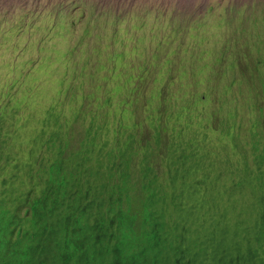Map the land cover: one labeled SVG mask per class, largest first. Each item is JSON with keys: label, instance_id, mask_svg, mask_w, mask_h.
I'll return each mask as SVG.
<instances>
[{"label": "rangeland", "instance_id": "obj_1", "mask_svg": "<svg viewBox=\"0 0 264 264\" xmlns=\"http://www.w3.org/2000/svg\"><path fill=\"white\" fill-rule=\"evenodd\" d=\"M89 1L95 2L100 10L84 5L83 0H0V101H5L8 94L19 98L31 93L28 105H20L18 115L27 125V137L22 144L26 149L25 161L30 150L37 154L38 148L44 146L43 137L34 136L43 127L60 133L50 145L52 150L69 145L70 139L79 149L65 163L59 160L55 151L47 153V165L35 168L39 173L40 192L54 185L62 175L73 181L74 167L79 166L78 184L92 187L95 200L108 199L112 187L117 185L126 195L123 202L126 209L151 207L161 215V231L168 232L172 224H180L173 210L183 197L199 194V199L204 198L206 202L200 210L208 212L211 200L207 195L211 196L210 192L216 187L234 193L230 199L222 197L221 203L225 208L235 206L238 213L233 217L244 221L241 206L250 209L258 199L264 203V67L250 69L248 65L244 68L233 63L237 78L249 88L243 84V90L231 91L233 75L219 76L208 84L216 92L212 93L206 88L195 89L185 82L184 79L192 75L183 66L172 67L171 64V70L162 72L150 62L169 59L166 54L170 51L184 53V45H196L191 35L232 33V28L247 26L244 25L247 22L264 24V15L240 23L241 18L206 20L202 14L214 0ZM225 1L232 3L233 13L257 11L264 6V0ZM159 5L163 16L157 23L155 14L149 25H137L138 20L132 18L122 24L120 20L110 22L101 10L114 8L115 13L136 10L140 14L155 10ZM223 20L235 25H222ZM190 22L200 25H189ZM215 40L210 38L211 42ZM180 58L176 63L182 61ZM212 76L211 72L206 81ZM154 87L159 91L152 93L154 97H139L141 92L153 91ZM216 95L224 104L237 97L245 99L236 101L229 110L216 111L212 120L200 119L205 128L203 139L192 135L197 142L188 140L191 135L188 131L173 136L175 124L190 122L191 114L202 102L211 106ZM185 96L191 102L186 107L183 105ZM141 103H145V107L138 109L135 117L125 119L124 109L135 110ZM167 103L166 117L160 121L169 125V130L159 132L157 118L164 112L158 108ZM176 111L182 116L178 117ZM223 119H232L230 128H235L237 134L228 127L223 131L220 129ZM115 122L131 127L141 124L144 133L132 143L122 124L114 129ZM201 124L197 123V126ZM216 124L219 132L215 130ZM113 136L117 139H112L111 147L109 137ZM111 150L121 152L128 161L131 155L137 156L147 177L139 182V169L132 177L130 174L123 177L124 164L121 167L114 164ZM150 154L160 158V171L156 174L151 169ZM25 177L29 178L28 172ZM139 187L144 189L142 193H139ZM15 208L14 191L9 185L7 196L0 197V264L8 252L32 246L46 247V255L53 264L67 250L65 241H72L69 248L72 254L78 244L76 240L88 239L85 233L78 234L77 231H85L93 223L91 219L78 224L59 214L46 216L44 221H30L15 218ZM233 217L216 224L208 221L201 233L192 232L186 237L189 244L196 247L198 235L205 237L203 246L195 252L196 262L234 264L233 245L241 242V250L247 249L246 238L256 235L247 234L240 228L233 229ZM194 218L195 221L200 219ZM213 229L218 233H210L215 231ZM51 231L56 232L45 238L42 236ZM229 231V235H222ZM32 232L41 233V236L35 239ZM171 232L173 238H185L179 226ZM89 242L93 239L89 238ZM143 243V240L133 242L135 246ZM134 245L129 248H135ZM160 254L170 263L176 258L180 263L187 259L186 251L167 250ZM34 259L41 260V254L37 253ZM100 259L105 258L98 257L96 264H101ZM23 260L25 257L19 255L15 262L21 264Z\"/></svg>", "mask_w": 264, "mask_h": 264}, {"label": "clouds", "instance_id": "obj_2", "mask_svg": "<svg viewBox=\"0 0 264 264\" xmlns=\"http://www.w3.org/2000/svg\"><path fill=\"white\" fill-rule=\"evenodd\" d=\"M84 1L86 0H83V2ZM256 15H264V6L257 11L246 13H243L242 11L233 13V11L230 10L226 14H223L222 18L225 20H229L230 18H241L239 21L240 23ZM225 20L222 21V25H235L233 22L226 23ZM247 23L248 24H244L247 26L234 27V29L232 28V33L223 32L220 36H216L214 34H211L210 36L207 34L191 35V37L194 38L196 45H184L182 47L184 53L170 51L166 54V57H169V59L159 60L158 63H155L154 59V61H151L150 63L158 66L159 71L162 72H167L171 70L172 67L183 66L186 70H188L189 75H192L187 76L184 81L191 84V86L195 89L203 90V88H206L212 93H216L213 90V87L209 86L206 81V78L211 76L212 72L214 78H218L219 76L230 77L233 75L231 91L243 90L244 87L242 85L245 83L237 78V70L232 67V64L234 63L238 65V67L244 68H247L248 65L250 66V69L264 67V24ZM212 37L216 38L215 41L217 42H211L210 38ZM221 43L223 46L218 47L217 45ZM179 58L182 59V61L176 63V59ZM144 59L148 60V57H145ZM171 64L174 66L169 67ZM205 66H208V69H204ZM200 70L203 72L199 73ZM251 71L253 72V70ZM213 81H215V79H213ZM245 86L246 89L249 88L246 84ZM147 90L148 89L141 92L139 97H154V95H152L153 92H156L157 94L159 93L158 88L155 87L153 91ZM218 91L221 90L218 89ZM29 95H31V93H28L24 97H13L10 101L11 106L8 108L10 116L8 115V117L2 119L1 122V131L6 137L0 136V141H7V151L9 153L5 154L6 159L4 160V166L0 167V193L5 190L8 192V186L10 185L14 191V198H16L21 193L20 188L24 187L22 193H24L27 198L30 197L32 200L38 199L36 197L37 193H39V199H45L48 195L52 196V201L44 205L46 206L47 211H51L53 213L49 215L59 214L61 216V210H64L68 213V216H66L68 221L73 220L79 224L82 221L93 219V223L87 226L85 231H77L78 234L85 233L88 239L81 242L76 240L78 244L74 248L75 252L72 254L69 252L72 241H65L68 251L67 253L64 252V254L67 256H69V254L76 256L73 258L75 261H71L69 263L71 259L68 260L67 258L70 256L62 257L64 255L62 254L60 259L53 264H96L97 261L94 260V249L90 247L92 242L88 243V241L89 238H92L91 234L94 236V230L100 231L108 225L118 226L119 235H117L116 247H113L112 251L108 250L110 254L106 257L103 256V258L108 259V261L102 259L101 264H199L194 260L197 259L195 252L201 249L205 237L198 235L195 239L198 244L197 247L191 246L188 242V238L186 237H188L192 232L201 233L202 227L205 226L208 221L216 224L220 221L228 219L229 217H233V215L238 213L235 211V206L225 208L221 203L222 197L230 199L233 197L234 193H230L229 191H220L218 187H216L213 188L214 190H212V192H210L211 196H209V194L207 195L211 200V206L209 207L208 212L206 210H200L201 206H205V200L204 198L199 199V194H194L192 197H183L182 201L178 203V205H175L173 210L175 217L177 216L178 220H180V224H172L169 227L168 232L163 230L161 231V215L151 207L144 209L145 207L143 206L132 210L126 209L123 204L126 199V195L123 192V189L119 188L117 185L112 187V193L108 199L103 202L95 200L93 198L92 187L80 186L78 184L79 166L78 168L77 166L74 167V169H76V176L73 181L62 175L58 178L54 185H50L42 194L38 188L39 179L37 176L39 173L35 172V168L42 165H35L37 160L40 159L42 161H46L48 160L47 153L55 151L59 160L62 163H65L69 160V156L78 152L79 149L75 148V142L70 139L71 142L69 145H60L57 150H52L50 145L53 144L54 140L60 133L53 130L51 132L43 127L40 128L34 136L43 137L44 146L38 148L37 154H32L31 152L33 150H30L28 160L25 161L24 153L26 149L22 147V144L24 142V137H27V125L26 123L20 121L18 115L20 105H28ZM199 95L200 94H197V97H199ZM213 98L214 101L211 106L207 105L204 101L202 102V104L191 114L193 118H189L190 122L180 123L178 125L175 124L174 132L172 133L173 136L176 137L183 135L188 131L191 134L188 140L196 141L192 135L197 137V139H203L202 130L205 128L204 123L202 125L200 119L209 118L212 120L216 111L226 109L229 110L231 109V106L234 107V103L236 101H243L245 99L243 97H237L233 101H229L227 104H224L219 100L218 95L213 96ZM184 99L183 105L186 107L191 102H189V99H187L186 96ZM145 105V103H141L135 110L124 109L123 114L126 116L125 119L135 117V113L138 109H143ZM158 109L164 112L159 118H157L159 120L158 129L169 130V125L160 121L166 117L165 110L169 109V104H164ZM139 117L144 118V116H138V118ZM197 123L201 124L200 127H198L199 125L197 126ZM220 123L222 124L220 129L223 131L227 129V127L230 128L232 119L231 121L229 119H223ZM120 124L122 123L115 122L114 129H116L115 127ZM217 124L215 130L218 128ZM122 125L125 129V134L129 135V140L132 143L134 139L138 141L140 133L141 135L144 133L141 124H135L132 127L127 124ZM230 129L237 134L235 128ZM110 137L109 145L112 147V139L116 140L117 138L116 136H113V138ZM111 152L113 153L112 156L115 165L121 167L124 164L123 177H127L128 174L132 177L133 172L138 169L140 171L138 173L139 182L141 178H145V176L147 177V173L142 171V163L140 164L141 161L137 158V156L131 155L130 160L128 161L125 158V155L121 152L116 150H111ZM149 159L151 161V169L153 173L156 174L160 171V158H154L153 154H150ZM111 164L112 159L110 165ZM51 166L54 168L56 167L53 164H51ZM25 172H28L29 174V178L27 179L25 177ZM4 183H6L5 186ZM138 191L139 193H142L144 189L139 187ZM206 208L208 210L207 206ZM240 209L242 210L240 213L243 215L244 221L233 217V229L240 228L243 231H246L247 234H255L256 236L246 238L247 249L244 251L240 248L241 242L233 245L232 255L235 258L234 264H239L241 261L246 262V264H264V203L262 200L258 199L252 208L247 209L241 206ZM236 210L239 211L238 208ZM24 215L26 214L24 213ZM195 216L200 219L195 221ZM40 218L41 221H44L46 214ZM177 226L181 228L185 238L180 236L176 238L172 237L171 229L174 230ZM55 232L56 231L47 232L42 234V236L45 238L46 235ZM210 233L214 235L218 232L215 230L210 231ZM230 233L231 231L222 233V235H229ZM32 235L36 239L41 236V233L32 232ZM130 235H134L135 237L131 238ZM138 240H143L144 243L141 246H135L133 242ZM133 245L135 248L130 249L129 247ZM167 250L174 252L186 251L187 259H184V261L180 263V259L176 258L173 263H170L166 259L162 258L160 254ZM26 251H31L32 253L27 258L25 257L22 264H41L39 260L36 261L34 259L37 253L41 254L42 262L50 264V260L46 255V247L41 248L40 246H32L14 249L13 251L8 252L6 256L8 255L10 258L19 254L24 257ZM128 255L130 256L128 257ZM82 256L84 257V261L80 262V258ZM9 258L6 259L8 260ZM31 258L33 259L30 263Z\"/></svg>", "mask_w": 264, "mask_h": 264}, {"label": "trees", "instance_id": "obj_3", "mask_svg": "<svg viewBox=\"0 0 264 264\" xmlns=\"http://www.w3.org/2000/svg\"><path fill=\"white\" fill-rule=\"evenodd\" d=\"M217 1L218 0H214L212 2V4L206 9V11L203 12L202 17L204 19L207 20V19L213 18L214 20H218V19H221L223 17V14H226L227 12L232 10V3L231 2H229V1L227 2L225 0H221V2H217ZM83 4L89 5V6L91 5L96 10H100V8L97 7V4H95V2L84 1ZM152 4H155V3L152 2ZM154 6H156V5H154ZM154 6H152V8H154ZM154 9L155 10L149 9V10H146L144 12H140V14H138V12L136 10H129V11L126 10L123 13H119V12L115 13L114 8H107V9L103 8L101 10L105 11L106 16L109 17L107 20L110 22H115L116 20H120L121 24H122V22H128V20H130L132 18V20L133 19L138 20L137 25H149L150 19L155 14H156L155 17H156L157 23L160 22V18H162V16H163V15H160V13H162V10L160 9V5H159V8H154ZM167 14H168L169 18L172 19L171 13L168 12ZM174 16H178V15L174 14ZM189 25H200V24L190 22ZM210 80L211 79H208V81H210ZM11 100H12V97L8 94L5 101H3V102L0 101V136H3V137H6V136L4 134H2L1 122H2V119H5L6 117H8V108L11 106L10 105ZM175 114L178 117L182 116L177 111ZM158 131L160 132L161 129H158ZM8 153L9 152L7 151V141H0V167L4 166V162H5L4 160L6 159L5 154H8ZM37 164H41L42 166L47 165V163L45 161H42L40 159L37 160L35 165H37ZM5 185H6V183H4V186ZM43 192H42V194H43ZM6 196H7L6 190L4 192L0 193V197L2 199H4ZM36 197L38 199L32 200L30 197L27 198L24 195V193L21 192L20 195H18V197L15 198L16 208L14 209V212H13L14 217L15 218H25V219L28 218L30 221H38V220L41 221L40 217H43L45 214H46V216H48L49 214H53L51 211H47L46 206H44L48 202L52 201V196L48 195L45 199H39L40 198L39 193H37ZM27 208H28V210H27ZM24 213L26 215H24ZM66 216H68V213H66L64 210H61V217L67 220ZM117 235H119V227L115 226V225H108L107 227L101 229L100 231L94 230V236L92 237L93 242L90 244V247H92L94 249V260L97 261L98 257H103V256L106 257L108 254H110V252H108V250L112 251V248L116 247V245H117ZM67 251H68V248L65 252L67 253ZM31 253H32L31 251H26V253L24 254V257L27 258ZM18 256H19V254H16V255L10 257L8 260L5 257H3L2 263L3 264H16L15 259ZM69 256L64 254L62 257H69V258H67L68 260L71 259L69 261V263L71 261H75L73 258H75L76 256H73L71 254H69ZM32 259L33 258L30 259V263H31ZM100 260H102V259H100ZM83 261H84V257L82 256L80 258V262H83ZM39 262L41 264H45L41 260H39Z\"/></svg>", "mask_w": 264, "mask_h": 264}, {"label": "bare ground", "instance_id": "obj_4", "mask_svg": "<svg viewBox=\"0 0 264 264\" xmlns=\"http://www.w3.org/2000/svg\"><path fill=\"white\" fill-rule=\"evenodd\" d=\"M213 78H214V77L212 76V77L210 78L211 80H210V81H207L208 84L212 82ZM227 129H228V128H227ZM238 138H239V137H238Z\"/></svg>", "mask_w": 264, "mask_h": 264}]
</instances>
